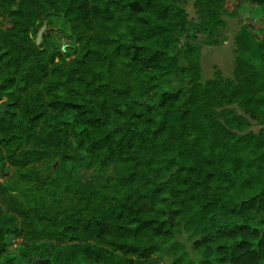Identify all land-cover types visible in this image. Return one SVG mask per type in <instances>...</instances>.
Masks as SVG:
<instances>
[{
  "label": "trees",
  "instance_id": "16d2710c",
  "mask_svg": "<svg viewBox=\"0 0 264 264\" xmlns=\"http://www.w3.org/2000/svg\"><path fill=\"white\" fill-rule=\"evenodd\" d=\"M7 2L15 6L11 31L0 30V163L9 158L22 167L56 154L57 185L65 189H53L75 198L59 205V192L46 198L55 181L44 184L29 202L38 223L16 251L0 246V264H31L34 257L151 264L148 258L165 250L171 264H264V128L232 133L199 93L196 33L216 32L221 16L235 12L211 7L187 22L176 0ZM43 12L60 19L74 41L66 51L49 32L33 48ZM238 38L237 72L246 70L255 88L250 105L264 109V24L242 25ZM186 78L194 80L191 88ZM218 82L207 81L204 91ZM246 124L241 116L228 123ZM65 143L78 153L57 152ZM77 161L98 171L114 165L116 173L80 184L72 176ZM257 211L259 223L252 221ZM228 212L243 220L217 226ZM183 223L203 235L193 254L177 239ZM215 237L223 242L212 247Z\"/></svg>",
  "mask_w": 264,
  "mask_h": 264
},
{
  "label": "rangeland",
  "instance_id": "374dc122",
  "mask_svg": "<svg viewBox=\"0 0 264 264\" xmlns=\"http://www.w3.org/2000/svg\"><path fill=\"white\" fill-rule=\"evenodd\" d=\"M176 4L186 10L187 22H198L211 7L225 8L235 12L234 15L225 13L221 16L224 26L219 27L216 32L199 30L196 33L195 41L200 50L199 93L204 103L206 102L205 105L209 106L215 120L226 125L232 133L259 132L264 128V109H256L250 105L248 98L253 97L255 88L246 70L237 72L241 58L238 34L242 25H248L253 29L261 28L264 24V0L263 2H255V0H176ZM14 6L15 4H9L7 0H0V30L6 33H9L13 26L10 10ZM40 20L42 25L47 24L43 36L49 32L54 43L59 44L63 51L74 43L72 38L60 29V19L55 15L50 16L47 12H43ZM43 36L39 44L36 42L37 35L33 37L36 42L33 46L35 50H38L39 45L43 43ZM67 59V61L72 60L73 55ZM181 63L187 64L184 58L181 59ZM214 79L220 82L204 91L207 81ZM179 82L178 79H174L173 85L180 87L182 84ZM193 84L194 80L190 78L184 80L186 88H191ZM234 116L244 117L247 122L246 127H230L228 123ZM43 128L41 124L38 125L39 134L45 133ZM189 136L193 138L194 133L190 132ZM38 141L42 142L41 138H38ZM37 146L41 144L37 143ZM56 151L72 156L78 153V150L68 143L62 144ZM75 164L76 169L72 172V176L80 184H99L105 181L106 177L116 173L114 165L98 171L95 166L86 165L83 161H77ZM58 165L59 159L56 154L32 159L22 167L14 165L9 158L0 163V230H2L0 246L5 244L7 251L14 252L23 242H27L35 224L38 223L37 214L32 210L29 202L40 197L43 185L55 181L51 188L45 190L49 192L46 198L52 197V192H59V190L54 191L53 187L60 189L58 187L60 186L64 191V185L63 187L57 185L59 177L56 176L55 171ZM66 169V171L71 170V166L68 165ZM59 193L60 197L53 201L59 205L65 204L68 199L75 198L73 191L70 193L65 191L64 195L63 192ZM261 218L260 212L257 211L253 214L252 221L259 223ZM242 220V217L228 212L217 216L216 225L229 226L232 221ZM210 231L211 234H215V227ZM202 237V234H196L187 229L185 223L181 224L177 234V239L183 242L186 250L192 254L195 244L200 242ZM221 242L223 241L220 238L215 237L209 244L216 247ZM200 247L198 252L201 253L204 248L203 244ZM148 259L151 264H171L174 256L165 250L152 254Z\"/></svg>",
  "mask_w": 264,
  "mask_h": 264
},
{
  "label": "water",
  "instance_id": "95a60500",
  "mask_svg": "<svg viewBox=\"0 0 264 264\" xmlns=\"http://www.w3.org/2000/svg\"><path fill=\"white\" fill-rule=\"evenodd\" d=\"M46 27H47V24L44 23L41 26V28L38 31V33H37V40H36V42L38 44L41 42V39H42V36H43V33H44ZM1 103H2V107H3V112H5L6 109H7L8 101L7 100H2ZM48 262H49V259L34 257L32 259V261H31V264H48Z\"/></svg>",
  "mask_w": 264,
  "mask_h": 264
}]
</instances>
